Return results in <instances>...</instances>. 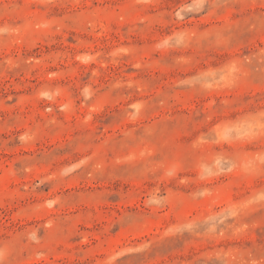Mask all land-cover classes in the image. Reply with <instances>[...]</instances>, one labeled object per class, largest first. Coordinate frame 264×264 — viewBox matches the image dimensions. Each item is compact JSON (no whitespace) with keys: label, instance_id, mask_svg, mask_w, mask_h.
I'll use <instances>...</instances> for the list:
<instances>
[{"label":"rangeland","instance_id":"1","mask_svg":"<svg viewBox=\"0 0 264 264\" xmlns=\"http://www.w3.org/2000/svg\"><path fill=\"white\" fill-rule=\"evenodd\" d=\"M0 264H264V0H0Z\"/></svg>","mask_w":264,"mask_h":264}]
</instances>
